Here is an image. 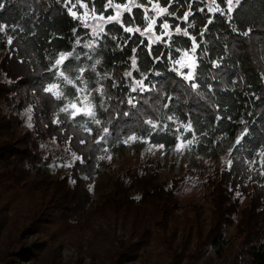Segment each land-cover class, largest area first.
<instances>
[{"label":"trees","instance_id":"trees-1","mask_svg":"<svg viewBox=\"0 0 264 264\" xmlns=\"http://www.w3.org/2000/svg\"><path fill=\"white\" fill-rule=\"evenodd\" d=\"M71 1L90 11L94 6L97 14L107 2ZM137 1L168 8L170 14L158 17L155 28L167 22L170 36L149 43L139 32L110 22L92 39L68 12L69 0H0V195L9 204L14 201L7 196L18 199L30 189L23 199L38 202L25 227L33 234L65 221L80 227L91 213L103 211L97 218H108L126 236L114 245L119 257H126L124 263L160 247L157 256L165 262L155 264H264V0H242L231 19L209 10L226 9L223 0ZM186 11H191L187 21ZM121 20L133 29L147 25L140 6L124 12ZM177 27L182 31L177 33ZM88 40L92 44L84 47ZM194 41L190 81L177 73L176 63L183 52H191ZM60 53L73 54L60 66L63 77L52 68ZM137 80L144 81L145 91H132ZM52 82L59 98L44 91ZM82 84L88 93L93 89V118L109 130L100 143L85 132L95 130L91 119L61 111L72 101L75 85ZM245 130L240 144L231 143ZM131 135L165 148L193 139L191 163L209 203L207 214L200 203L181 207L175 194L184 177L159 178L154 160L126 167L107 193L91 199L83 176L96 174L100 150L116 154ZM47 140L72 157L62 175L46 171ZM223 145L230 148L225 163L205 165ZM108 203L111 211L104 213ZM38 205L49 210L46 217ZM39 246L22 245L17 254L33 258Z\"/></svg>","mask_w":264,"mask_h":264},{"label":"rangeland","instance_id":"rangeland-1","mask_svg":"<svg viewBox=\"0 0 264 264\" xmlns=\"http://www.w3.org/2000/svg\"><path fill=\"white\" fill-rule=\"evenodd\" d=\"M128 2L129 0H125L123 3ZM135 2L140 7H143L144 15L147 9L148 16H155L153 3L141 6L137 0ZM72 4H76V8H73V11L77 12L78 18L75 19L82 27L86 28L89 37L91 36L92 39H95L99 35L93 34V26L97 23L96 17L91 15L89 8L81 7L80 5L83 3L80 1L66 2L68 12ZM109 9L108 11L110 12L108 13L114 15L116 10L114 8ZM162 24H159V28H154L153 32L140 35L145 37L149 43H154L156 42L155 36L161 35L163 32V29H161ZM89 44H92V42L88 40L84 47ZM184 53H188V55H184ZM193 60L192 51L183 52L176 63L177 73L179 72L180 75L185 77L190 70L189 66L192 65ZM185 61L187 62L185 63ZM54 70L57 77H63V75H58V73H61L60 67L54 68ZM52 84L57 85V83L52 82L47 84L45 88ZM55 91L60 93L59 87ZM92 91L93 89L88 93L83 84L82 86L75 85V95H73L72 101L66 103L62 108L68 109L64 112L70 117H72L71 113L73 111L80 109L78 115L81 114L91 119L94 122L95 130L92 131L90 129V133L89 131L85 132L91 141L97 142L103 136L104 129L99 124L97 125L93 116L84 114L85 111H93L92 107L91 109L87 107L89 103L91 104L90 95ZM96 91H98V88ZM53 96L59 98L55 95ZM85 97H87V100H85ZM73 104H76V108L72 107ZM129 137H136V139L129 140ZM129 137L123 140L122 148L116 154H110L106 148L100 150L96 174L91 177L83 176L82 179L90 191L91 199L95 200L99 195L107 193L111 189L114 176L117 173L120 174L126 167H132L141 162L154 160L161 168L158 175L159 178L167 179L171 176L184 177L183 184H181L175 194L182 208L186 209L193 204L200 203L205 214L208 213L209 203L203 198V187L200 185L199 180L194 177L193 173L195 169L191 163L194 157L191 148L193 139H178L175 145L168 148H160L158 147L160 145H152L145 138L133 135ZM189 140L192 141L191 144H187ZM236 140L233 139L231 143H236ZM177 144L181 145L180 151L176 150ZM222 147L219 146L218 149H214V153L204 160L205 165L218 166L219 164L225 163L230 148L225 145ZM43 150L44 155L49 157V162L45 165L46 171L52 175H62V173L66 172V167L69 161H72V157L70 158L65 148L57 144L55 140H47L43 143ZM187 171L192 173L191 176L187 174ZM262 172H264V169H262ZM46 180L50 181L49 178H46ZM29 191L30 189H27L18 199L7 196V198L14 201L13 203L8 202L9 204L4 203V198L0 195V264H155V262H165L163 258H158L157 251L160 247H157L156 249H148L147 255L139 254L140 257L136 256L133 261L124 263L123 261L126 257H119V253L114 245L116 240L125 239L126 236L122 233L121 228L119 226L116 228V225L108 218L101 216L97 218V215L103 214V211L94 216L91 213L86 223L80 225V227L72 226L73 223L65 221L58 228L52 230L50 226L46 228V231L33 234L30 228L25 229V227L29 222V218L34 216L30 215L34 214L36 203L38 204V202H30L29 199H23L25 193L27 196ZM111 208V204L108 203L102 209L106 213L107 211H111ZM37 210H40V214L42 213L43 215L42 217H46L49 211L45 210L42 206L39 207V205ZM70 225L72 227H69ZM61 226H64V228ZM229 234L230 232L227 231L226 238ZM36 242L41 244V246H39V249L35 248L37 250H34V252L37 254L33 258H24L17 254L22 245H30Z\"/></svg>","mask_w":264,"mask_h":264},{"label":"snow or ice","instance_id":"snow-or-ice-1","mask_svg":"<svg viewBox=\"0 0 264 264\" xmlns=\"http://www.w3.org/2000/svg\"><path fill=\"white\" fill-rule=\"evenodd\" d=\"M69 2H71V0H69ZM223 2L226 4V9H222L220 8L219 5H217L216 7L214 8H211L209 9L210 11H213V12H220L221 14H228V17L229 19H231V14L233 13V11L239 7L242 3V0H223ZM81 7H87L86 5L84 4H81L80 5ZM139 5L135 2V0H129L128 3H113V0H107V2L105 3V6H104V9L102 12H100L99 14H97V10L96 8L93 6V8L91 9V15L95 16L96 17V20H97V23L93 26V34L94 35H98L99 33H103L105 31V28H104V25L107 24V23H110V22H116V23H120L121 26L124 28V31L125 32H140L141 35H144L145 33H149V32H153L154 31V28L156 26V21H157V18L162 16V15H166V14H170L169 13V10L167 7H161L158 3L156 4H153V8L155 9V16H148L147 14V9L145 10V18H146V21H147V26L143 29V31H141L140 28H135L133 29L132 27H125L122 23V20H121V16H122V13L123 12H131L132 11V8L134 7H138ZM4 5L2 3H0V8H3ZM190 7V6H189ZM73 8H76V4H72V7L69 8V12L70 14L74 17V18H78L77 17V12L73 11ZM109 8H114L116 11H115V14L112 15V14H108L107 16H105V13L108 12V9ZM191 15V11H186L183 15V19L185 21L188 20V17ZM209 23H211V20H209ZM161 28L163 29V32L161 35H156L155 36V40L156 41H160L162 40V38L164 36H170L171 33L168 31L169 29V24L167 22H164L162 25H161ZM4 30V26L0 25V31H3ZM175 31L177 33L181 32L182 30L177 27L175 29ZM183 34L185 36H188V32L187 30H183ZM244 35H248L247 32L243 33ZM8 43L11 44L12 43V38L9 37V40H8ZM77 44H79V40H77ZM196 47L197 45L195 44V41L193 42V47L191 49V51L194 53L195 50H196ZM136 49H133V53L135 54L136 53ZM72 55V53H60L59 57L55 60L54 64L52 65V68H59L61 65L64 64V62L68 59V57H70ZM184 55H188V53H184ZM97 63H99V61H97ZM131 65H132V68L135 69L136 66H137V61H136V57L135 55H133L132 59H131ZM195 68V61L193 60V63L192 65L189 66V71L187 73V75H185V79L187 80H192L193 79V70ZM51 70V69H50ZM58 75H63V73H58ZM126 76H132V72H126L125 73ZM144 79H147V77L145 76ZM69 84L72 83L71 80L68 81ZM57 85L56 84H52V85H49L47 88L44 89L45 92H50L52 93L53 95L59 97L61 95V93H59L58 91H55L57 89ZM192 87L195 88L196 87V84H192ZM137 88H139L140 91H145V86H144V81L143 80H137L135 81V85L134 87L132 88V91H136ZM85 100H87V97H85ZM129 103H132V100L130 99L129 100ZM73 108H76V104H73L72 105ZM88 109H91L92 105L89 103L87 105ZM68 109L67 108H62L61 111H67ZM29 112H31V109L28 110ZM80 112V109H77L76 111H73L71 113V116L73 118H75L78 113ZM85 115H88V116H95V113L93 111H85L84 112ZM171 119V117L169 118ZM97 124H99V121H96ZM148 123H151V121H149ZM153 127H155V125H153ZM190 129V125H187L185 126V131L189 130ZM86 131H89V133L91 132L90 129H86ZM108 129L105 128L103 130V132L105 134L108 133ZM246 131L245 130V133H242L239 137H237V140H236V144H240L241 143V140L243 139L244 135L246 134ZM103 139V137H101L100 139L97 140V143H100L101 140ZM136 137H129V140H135ZM127 143V141H125ZM83 143V141H82ZM192 141L189 140L187 141V144H191ZM235 146V145H234ZM160 148H163V145H160L158 146ZM177 151H180L181 150V145L180 144H177V148H176ZM262 155H264V153H262ZM103 158V157H102ZM110 159V157H109ZM229 165L231 164V161L229 160L228 161Z\"/></svg>","mask_w":264,"mask_h":264},{"label":"built area","instance_id":"built-area-1","mask_svg":"<svg viewBox=\"0 0 264 264\" xmlns=\"http://www.w3.org/2000/svg\"><path fill=\"white\" fill-rule=\"evenodd\" d=\"M187 61H185V63H186Z\"/></svg>","mask_w":264,"mask_h":264}]
</instances>
